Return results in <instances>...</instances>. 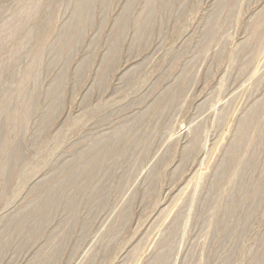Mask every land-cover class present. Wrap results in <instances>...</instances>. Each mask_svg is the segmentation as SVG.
<instances>
[{
  "label": "rangeland",
  "instance_id": "obj_1",
  "mask_svg": "<svg viewBox=\"0 0 264 264\" xmlns=\"http://www.w3.org/2000/svg\"><path fill=\"white\" fill-rule=\"evenodd\" d=\"M80 1L0 0V264H264V0Z\"/></svg>",
  "mask_w": 264,
  "mask_h": 264
},
{
  "label": "bare ground",
  "instance_id": "obj_2",
  "mask_svg": "<svg viewBox=\"0 0 264 264\" xmlns=\"http://www.w3.org/2000/svg\"><path fill=\"white\" fill-rule=\"evenodd\" d=\"M226 1H228V0L222 1L221 4L222 5L226 4ZM91 3H92V0H81L79 2V4H78L77 12H80V14H81L83 11H86V10L90 9ZM149 6H151V5H149ZM151 8H152V6H151ZM151 8L148 10L147 16L143 20L142 27L144 29H147L149 27V25H150V16H151V11H152ZM35 11H36V8H33V10L30 13L33 14ZM126 22H127L126 15H122L119 18L118 22H117V25L119 27V31H123L124 30V26H125ZM263 24H264V14L256 22V26H255L256 35H261V34L264 33V25ZM85 25H86V18H84L82 21L78 22L76 24V26H74V31H75V33H76L77 36H80L82 34V30L84 29V26ZM9 26L11 27V29H12L13 32H16V30H18V28H20L19 26H17L18 27L17 28L16 25L13 24V23L10 24ZM29 29H30V27H29ZM208 32L210 33L211 31L209 30ZM210 34H212V33H210ZM40 35H41V37L42 36L44 37L45 34L43 32H41ZM118 37H119V35L116 34V38L117 39H118ZM63 46H64V43L62 44L61 47H63ZM20 48H21V46H20ZM36 54H37V52H36ZM36 54L34 56H36ZM37 55L38 56L35 59L36 61H38L39 58H40V54H37ZM35 60H33V61H35ZM35 78H36V75H35ZM60 90L58 92V97H59ZM172 96H174V95H172ZM58 97L53 98V104H56V102L58 101ZM170 97H168V98H170ZM170 99H173V98H170ZM255 115H256L255 112H252L251 114H249L246 117L243 126L245 127L248 124V122L255 117ZM135 122H137L136 119H135ZM119 137H120V132H117L114 136H112V140L111 141H109V140L108 141H105V140L98 141L95 144L94 149H91L87 153H82V152L79 153L77 155V158L75 159V161L72 164H70L69 166L65 167L62 170L63 173H64V175L66 173V182L64 180L61 183H57V184L50 183L48 186H46L38 194V195H40V199H38V204L36 206H34V207H31V208H27V209L22 210V212L20 214H18L16 217H14L10 221L9 227H14L15 226L14 224H18L20 222H21L20 223V225H21L22 224V221H24L26 219H29V218H37L39 220L38 221V224H37L38 225L37 227H40L41 224L44 223V221L46 219H48L50 213H52V211L56 207V205H57V203L59 201V191H60V189L63 188L64 185H66L68 183L74 184L75 183V177L78 174H82L85 177H89L90 176L89 174L95 172L98 169V167L100 166V164L102 163V160L105 157V155L107 153L111 152L114 149V143L118 142V139L117 138H119ZM15 147H18V146H15ZM15 147H14V152H13L15 154L14 157H15V159L17 161H20L22 157H19V155H20L19 149L18 148H15ZM2 151L4 152L3 149H2ZM232 152H234V151H232ZM231 158H232V156H231ZM231 158H230V160H231ZM21 161H23V160H21ZM85 172H87V173H85ZM69 206H70V208L72 210H74V208L76 206H75V203H74L73 200L70 201ZM3 241H4L3 238L0 237V242H3ZM263 253H264V251H263ZM263 253H260V255L263 254ZM260 257H258V258H260ZM255 264H260V262H256Z\"/></svg>",
  "mask_w": 264,
  "mask_h": 264
}]
</instances>
